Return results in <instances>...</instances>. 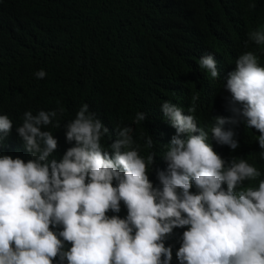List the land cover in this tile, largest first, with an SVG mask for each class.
Segmentation results:
<instances>
[{
	"label": "clouds",
	"instance_id": "obj_1",
	"mask_svg": "<svg viewBox=\"0 0 264 264\" xmlns=\"http://www.w3.org/2000/svg\"><path fill=\"white\" fill-rule=\"evenodd\" d=\"M249 41L264 44V30L251 31ZM199 66L219 79L212 54L203 55ZM35 75L43 79L47 74L39 70ZM223 87L230 104L241 105L232 111L259 133L256 142L264 159V67L257 55L242 53ZM194 110L184 114L174 103L161 105L175 135L163 155L167 168L157 172L160 187L148 175L157 154H139L133 128L117 125V139L106 149L101 141L109 129L83 104L64 124L65 139L73 146L57 160V139L41 130L60 127L58 120L53 123L57 111H26L15 130L31 159L0 154V264L57 259L59 264H171L172 246L164 241L175 228H186L175 252L178 264H264L262 173L244 158L225 160L218 154L209 133L190 114ZM146 119L144 112L135 115L136 123ZM214 120L212 138L236 150L235 132L224 128L236 121ZM12 129L9 116L0 115V147ZM145 145L153 148L150 135ZM253 180L257 186H244ZM121 202L125 217L107 215L119 213Z\"/></svg>",
	"mask_w": 264,
	"mask_h": 264
},
{
	"label": "trees",
	"instance_id": "obj_2",
	"mask_svg": "<svg viewBox=\"0 0 264 264\" xmlns=\"http://www.w3.org/2000/svg\"><path fill=\"white\" fill-rule=\"evenodd\" d=\"M256 29L264 30V0H0V115L13 122L0 154L31 159L15 128L26 111L55 110L53 123L58 120L60 127L41 130L53 132L58 141L53 155L59 160L73 146L65 139L64 124L87 104L109 129L101 141L106 149L117 139L119 125L133 128L141 156L156 152L148 175L160 187L157 172L167 168L163 155L175 135L161 111L168 101L184 114L194 108L190 114L209 133L213 149L225 160L246 159L261 171L258 179H264L259 133L232 111L241 105L230 104L223 87L245 51L255 53L264 67V44L249 41ZM206 54L215 57L219 79L199 66ZM39 70L47 74L43 79L35 75ZM138 111L147 114L145 121L135 122ZM217 116L236 121L224 125L235 132L236 150L212 138ZM148 135L152 149L145 145ZM257 185L258 180L244 184ZM120 207L119 213L107 215L125 217L122 202ZM185 230L175 228L164 241L172 246L171 264H178L175 252Z\"/></svg>",
	"mask_w": 264,
	"mask_h": 264
}]
</instances>
